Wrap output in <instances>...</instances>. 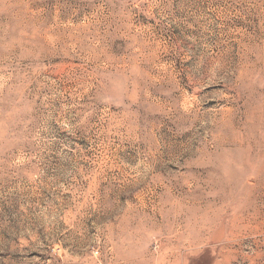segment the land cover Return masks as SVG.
Wrapping results in <instances>:
<instances>
[{
    "label": "rangeland",
    "instance_id": "obj_1",
    "mask_svg": "<svg viewBox=\"0 0 264 264\" xmlns=\"http://www.w3.org/2000/svg\"><path fill=\"white\" fill-rule=\"evenodd\" d=\"M0 264H264V0H0Z\"/></svg>",
    "mask_w": 264,
    "mask_h": 264
}]
</instances>
